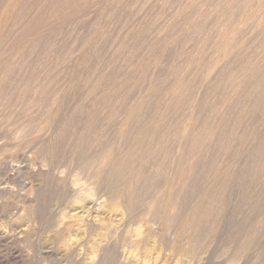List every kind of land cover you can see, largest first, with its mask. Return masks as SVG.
Here are the masks:
<instances>
[{"label": "rangeland", "instance_id": "1", "mask_svg": "<svg viewBox=\"0 0 264 264\" xmlns=\"http://www.w3.org/2000/svg\"><path fill=\"white\" fill-rule=\"evenodd\" d=\"M247 1L105 0L101 3V6L91 7L92 10H90L91 8L88 9V12L84 14L85 18L80 20L81 22L70 24L74 26V29H71L73 28L71 26L69 29V24L68 27L66 26L69 29L67 31L65 26H61L65 34L61 31L62 29H59L60 33L56 29L57 31H55L59 34L56 33L55 35L54 31L52 35L49 31L45 35L43 34L41 39L34 40L27 46L24 44L19 59H22V63L25 62L23 64L20 62L24 65V67L22 66L23 69L28 70L26 72L22 70L23 73L12 76V79L8 82L10 85L2 83L0 87V95L4 94V96L1 95V99H4L2 101L5 102L0 108V181L6 180L8 174L15 171L14 168L11 169V165L17 162L24 164L21 165L23 168L19 175L15 177L16 179L13 180L12 185L17 188L23 180H31L34 183L33 193L35 197L31 205L29 203L30 207L28 203H24L26 208L23 210V215L21 214L18 223L4 222L5 224L1 225L4 235H0V264H264V152H261L262 149L264 150V133H262L264 132V81L262 80V83L260 81L264 79V2H262L264 0ZM229 2L230 4H228ZM238 2L239 4H237ZM250 9H252L251 13H249ZM86 18L89 21H84ZM76 28L82 30L83 35H88L89 38H85L82 33L78 34L79 30ZM244 28L246 30H242ZM259 29H262L263 32ZM61 32L63 33L60 37L62 40L64 38L62 36L65 35L66 38L70 32L77 35L75 44L70 42L72 43L70 50L73 49L74 45L77 50L73 49V55L68 61L66 60L67 63H62L61 67H55L54 64H51L53 58L48 55L50 51L47 48L53 41H61L60 38L58 39ZM66 32H68L67 35ZM106 34H109V36ZM80 35L82 36L80 37ZM115 35H117L116 38ZM124 35L126 36L124 37ZM82 37H84V43L80 47L81 44L78 39ZM101 39L104 45L102 41L100 42ZM226 39L227 41L230 40L232 44L227 43ZM233 43L237 47L240 46L241 49L233 46ZM238 43L243 44V46ZM31 44L34 45L31 46ZM224 44L229 46L226 52L222 51ZM36 46L39 48H36ZM230 48H234V50ZM238 50L239 54L237 53ZM231 57L233 59L228 60ZM103 60L106 61L104 66H102L103 63L100 64L104 62ZM38 61L40 65L37 63ZM224 64L226 67L230 64L232 66L226 68ZM50 65H52L51 69L55 67L52 71L57 70L52 72L49 69ZM95 65L97 68L99 67L98 70ZM100 67L104 70L101 71ZM212 68L214 70H211ZM252 68H254L253 71ZM207 69H210L208 73ZM40 70L43 73L44 70H49L52 77L54 74L55 76L58 73L60 74L53 77L57 78L58 81L53 79L54 81L51 83L54 88L56 84L59 85L61 87H58L60 92H55L58 89L51 88V84L47 86L48 77L46 76L49 71L45 76L41 72L43 78H47L42 79L46 90L44 85L42 87V82L37 83L41 86L35 87V89L41 91L33 90L39 80L37 77ZM63 70L64 72H62ZM93 70L98 74L96 75ZM254 70L258 75L261 73L263 77L253 73ZM212 71L213 73H209ZM219 71L222 74L221 83L215 84L216 86L211 85L210 88L211 82L209 80ZM252 73L255 74V80ZM19 74H22V76ZM33 74H36L37 77ZM90 74L92 78L89 77ZM42 75L39 76L42 77ZM249 75L252 76V79ZM32 76L35 78L33 77V79ZM18 77L22 78L21 81ZM41 77L39 78L41 79ZM209 77L210 79H208ZM96 78L97 82L94 81ZM256 79H260V83L259 81L256 82ZM85 80L88 81L85 82ZM91 80L94 83L92 82L93 85L89 87ZM21 82H24V84ZM63 82H67V84H63ZM185 82H189V84ZM17 83L20 87L17 85L16 89L13 84L16 85ZM240 84H243L244 87L243 85L240 87ZM249 84L253 86L251 87ZM12 86L13 89L18 91L11 92ZM92 86L94 88L100 86L97 89L99 92L95 91L97 95L94 93L96 88L94 89ZM181 86L182 88H180ZM260 86L261 88L263 86L262 90ZM4 87L7 88L4 89ZM84 88L87 89V92L93 88L94 90L91 91L94 95L91 92L86 95ZM184 88L188 90L184 92ZM200 88H202L201 91ZM203 88L206 90L203 91ZM248 88L252 92L248 91ZM7 89H10L7 94H12L6 98ZM150 89L153 90L150 91ZM179 89L181 90L179 91ZM47 90L48 92L52 90V96L55 98L49 97ZM197 90L205 94L200 95ZM36 92L41 95L42 101L37 100L40 95L38 96ZM53 92H55V96ZM108 92L109 95H107ZM44 93H47L48 99L46 98L47 95L44 96ZM231 93L234 94L230 96ZM246 93L248 95H245ZM33 94L38 97H34ZM42 96H44V99ZM149 96H153V98L151 97V99ZM234 96L239 98L237 102ZM246 96L249 99H246ZM29 97L30 99H28ZM244 97L245 99H243ZM34 98L37 103L31 101H35ZM229 98L234 100L231 101ZM148 99L151 104L154 102L153 106L146 103ZM140 102H142V105ZM135 103L137 104L135 105ZM236 103L238 104L236 105ZM76 104L81 105L76 107ZM135 106L140 108L137 107L136 109ZM146 106L150 109L148 110ZM231 106L235 107L232 108ZM74 107L75 109H73ZM242 109L245 110L242 111ZM140 111L144 113H140ZM138 112L140 116L141 114L144 115L141 116L142 119L145 118L140 122V116H137L140 123L137 127H134L133 123L136 118L134 116ZM47 115L49 116L47 117ZM16 116L19 117L18 120H16ZM22 116L23 119H20ZM17 124L20 126L19 133L21 135L18 134L19 139H15V134H13ZM184 127L187 128V131ZM218 128L222 129L219 130ZM216 129L218 130L216 131ZM45 130H48V132H45ZM55 132L57 136L54 135ZM202 132L205 134H201ZM213 132L215 133L213 134ZM223 133L227 136L225 139ZM215 136H218V138H215ZM52 138L54 140L58 139L55 140L56 144H51ZM214 138L219 139L220 142L215 141ZM259 141H263L262 144H259ZM215 143L218 144L212 146ZM52 145L57 146L53 149ZM260 146L263 148L261 149ZM256 147L260 148V152L259 148L258 151L255 150ZM219 148V152H216ZM40 151L44 153L42 154ZM210 151L212 154H210ZM13 158L17 162H13ZM28 159H33L37 163L33 173L27 169ZM255 159L256 161H254ZM194 160L195 162L198 160V167L195 170L191 169ZM262 161L263 163H261ZM133 163H135V166ZM123 168L127 170H124L125 175H119L118 172ZM128 170H131L130 173H126L129 172ZM132 184H134V187H132ZM213 191L215 192L213 193ZM11 192L0 199L1 212L6 213L7 210L9 212L13 205L15 206L17 202L21 204L20 200L23 201L22 195L17 194L19 196L17 198L16 193ZM13 198L16 200L14 201ZM174 202L175 204L179 202L180 208L178 216L173 222V220H170V217H172L170 214ZM9 203L11 204L9 205ZM33 212L35 213L34 219L29 216ZM200 217L202 221H199ZM197 221H199V224L201 222L199 227L197 226L198 232H196L197 230L196 233L183 230L185 227H188V229L194 227Z\"/></svg>", "mask_w": 264, "mask_h": 264}, {"label": "bare ground", "instance_id": "2", "mask_svg": "<svg viewBox=\"0 0 264 264\" xmlns=\"http://www.w3.org/2000/svg\"><path fill=\"white\" fill-rule=\"evenodd\" d=\"M105 0H0V87H1V84L2 83H6V85L7 84H9L8 82H9V80H11L12 79V76H14V75H17L18 76V73H23V71L25 70V72L28 70H26V69H23V67H24V65H22L23 63H25V62H23L22 63V59H19L20 58V54L22 53V48L25 46L24 44H26V46L30 43V42H32V41H34V40H39V39H41L42 38V36H43V34L45 35V33H47V32H49V31H51L50 32V34H52L53 35V33H54V31L57 29L58 30V32L60 33V31H59V29L61 30L62 28H61V26L62 27H68V24H69V29L71 28V27H73V28H71V29H74V26L73 25H70V24H73V23H76V22H78V21H80L81 19H83V18H85V16H84V14L86 13V12H88V9H90L91 7H95V6H101V3H103ZM147 1V0H146ZM150 1V0H149ZM210 1V0H209ZM238 1V0H237ZM247 1V0H246ZM250 1V0H249ZM260 1V0H259ZM118 2V1H117ZM251 2V1H250ZM262 2H264V1H262ZM234 3V2H233ZM246 3V2H245ZM247 3H248V1H247ZM255 3H256V1H255ZM105 4V3H104ZM207 4V3H206ZM228 4H230V2L228 3ZM235 4V3H234ZM237 4H239V2L237 3ZM143 5V4H142ZM202 5V4H201ZM216 5V4H215ZM227 5V4H226ZM246 5V4H245ZM262 5H263V3H262ZM237 6V5H236ZM239 6V5H238ZM248 6H249V4H248ZM104 7V6H103ZM125 7V6H124ZM138 7V6H137ZM228 7V6H227ZM93 8H91L90 10H92ZM142 8V7H141ZM237 8V7H236ZM215 9H216V7H215ZM226 9V8H225ZM224 9V10H225ZM255 9V8H254ZM139 10V9H138ZM233 10V9H232ZM232 10H230V11H232ZM248 10H249V8H248ZM251 10L252 9H250V12L249 13H251ZM261 10V9H260ZM228 11H229V9H228ZM255 11V10H254ZM257 11V10H256ZM197 12V11H196ZM240 12V11H239ZM261 12V11H260ZM139 13H140V11H139ZM222 13H224V12H222ZM210 14V13H209ZM225 14V13H224ZM263 15V14H262ZM82 16H84V17H82ZM117 16V15H116ZM245 16V15H244ZM97 17V16H96ZM93 18V17H92ZM148 18V17H147ZM210 18V17H209ZM233 18V17H232ZM244 18H247V17H244ZM253 18H254V16H253ZM257 18V17H256ZM94 19V18H93ZM113 19V18H112ZM125 19V18H124ZM222 19V18H221ZM127 20V19H126ZM134 20V19H133ZM227 20V19H226ZM238 20V19H237ZM249 20V19H248ZM255 20V19H254ZM257 20V19H256ZM84 21H89V20H87V18H86V20H84ZM106 21V20H105ZM124 22H125V20H123ZM132 21V20H131ZM253 21V20H252ZM81 22V21H80ZM91 22V21H90ZM104 22V21H103ZM102 22V23H103ZM117 22V21H116ZM123 22V23H124ZM222 22V21H221ZM227 22V21H226ZM242 22V21H241ZM246 22H247V20H246ZM250 22V21H249ZM261 22V21H260ZM27 23V24H26ZM114 23V22H113ZM112 23V24H113ZM119 23V22H118ZM251 23V22H250ZM24 24H26V25H24ZM88 24V23H87ZM126 24V23H125ZM153 24V23H152ZM204 24V23H203ZM254 24V23H253ZM256 24V23H255ZM81 25V24H80ZM79 25V26H80ZM91 25V24H90ZM89 25V26H90ZM95 25V24H94ZM100 25V24H99ZM117 25V24H116ZM115 25V26H116ZM174 25V24H173ZM240 25V24H239ZM71 26V27H70ZM120 26V25H119ZM152 26V25H151ZM172 26V25H171ZM241 26V25H240ZM243 26V25H242ZM247 26V25H246ZM252 26V25H251ZM259 26V25H258ZM67 27H66V31L67 30H69V29H67ZM81 27H82V25H81ZM80 27V28H81ZM106 27V26H105ZM126 27V26H125ZM229 27V26H228ZM239 27V26H238ZM257 27V26H256ZM79 28V27H78ZM78 28H76L77 30H79V32H78V34L79 33H82V35H83V32H81L82 30H80V29H78ZM94 28H95V26H94ZM160 28V27H159ZM208 28V27H207ZM82 29V28H81ZM118 29V28H117ZM121 29V28H120ZM126 29V28H125ZM137 29V28H136ZM263 29V28H262ZM262 29L260 30V31H262ZM56 30V31H57ZM77 30H76V32H77ZM87 30H89V29H87ZM162 30V29H161ZM208 30V29H207ZM235 30H237V29H235ZM242 30H246L245 28L244 29H242ZM241 30V31H242ZM248 30V29H247ZM251 30H252V28H251ZM264 30V29H263ZM55 31V35H56V33H58V32H56ZM62 32L64 31L63 29L61 30ZM72 31V30H71ZM99 31V30H98ZM131 31V30H130ZM129 31V32H130ZM172 31V30H171ZM212 31V30H211ZM254 31V30H253ZM61 32V34L59 35V37L58 36H56V37H58V39L61 37V35L64 33H62ZM85 32V31H84ZM87 32V31H86ZM120 33H121V31H119ZM127 32V31H126ZM161 32V31H160ZM263 32V31H262ZM58 33V34H59ZM67 33L68 32H66V35H67ZM109 33V32H108ZM118 33V32H117ZM119 33V34H120ZM123 33V32H122ZM138 33V32H137ZM164 33V32H163ZM173 33V32H172ZM242 33V32H241ZM261 33V32H260ZM65 34V33H64ZM69 34V36L67 35L66 36V38H65V35L64 36H62V37H64L63 38V40H62V38H60V40L61 41H58V42H56V40L55 41H53L52 43H50L49 44V46H48V50L50 51V54L48 53V55H51V57L53 58L52 59V62H51V64L53 65L54 64V66L55 67H61V64L63 63H65L66 62V60L68 61L70 58H71V56L73 55V53L72 52H74L73 51V49H75V50H77L74 46H73V49L72 50H70V48H72V47H70V46H72L71 44L72 43H70V42H73L74 44H75V40H76V37H77V35H75V33L73 34V33H68ZM77 34V33H76ZM94 34V33H93ZM158 34V33H157ZM212 34V33H211ZM231 34V33H230ZM254 34H255V32H254ZM253 34V35H254ZM257 34V33H256ZM54 35V36H55ZM82 35H80V37L82 36ZM103 35V34H102ZM101 35V36H102ZM107 35V34H106ZM127 35V34H126ZM126 35H124V37L126 36ZM252 35V36H253ZM259 35V34H258ZM263 35V34H262ZM85 38L86 37H88V35L87 36H85V35H83ZM107 36H109V34L107 35ZM111 36V35H110ZM230 36V35H229ZM264 36V35H263ZM84 37H82V38H80V39H78V40H80V41H78L80 44V47L83 45V43H84ZM92 37V36H91ZM103 37V36H102ZM117 37V35H115V38ZM118 37H120L119 35H118ZM144 37V36H143ZM196 37V36H195ZM210 37V36H209ZM244 37V36H243ZM246 37V36H245ZM250 37H251V35H250ZM46 38V37H45ZM45 38H44V40H45ZM55 38V37H54ZM89 38V37H88ZM106 38V37H105ZM108 38V37H107ZM113 38V37H112ZM253 38V37H252ZM255 38H256V36H255ZM254 38V39H255ZM47 39V38H46ZM56 39V38H55ZM104 39V38H103ZM110 39V38H109ZM114 39V38H113ZM118 39H120V38H118ZM122 39V38H121ZM125 39V38H124ZM134 39H136V38H134ZM167 39V38H166ZM220 39V38H219ZM236 39V38H235ZM234 39V40H235ZM43 40V41H44ZM48 40V39H47ZM86 40V39H85ZM111 40V39H110ZM126 40V39H125ZM158 40V39H157ZM165 40V39H164ZM177 40V39H176ZM224 41H225V39H223ZM230 40H232V38H230ZM230 40H228L227 41V39H226V41H227V43L229 42H231ZM246 40V39H245ZM89 41V40H88ZM96 41H97V39H96ZM102 41V39L100 40V42ZM113 41V40H112ZM111 41V42H112ZM204 41V40H203ZM220 41V40H219ZM38 42V41H37ZM77 42V43H78ZM90 42V41H89ZM99 42V43H100ZM103 42V41H102ZM137 42H139V41H137ZM167 42V41H166ZM191 42V41H190ZM238 42H240V41H238ZM242 42V41H241ZM240 42V43H241ZM261 42H263V41H261ZM45 43V42H44ZM49 43V42H48ZM226 43V42H225ZM240 43H238V44H240ZM245 43V42H244ZM97 44V43H96ZM107 44V43H106ZM112 44V43H111ZM137 44V43H136ZM171 44V43H170ZM182 44V43H181ZM209 44V43H208ZM213 44V43H212ZM230 44H232V43H230ZM34 45V44H33ZM32 44H31V46H33ZM48 45V44H47ZM101 45V44H100ZM103 45H104V42H103ZM121 45V44H120ZM169 45V44H168ZM240 45H242L243 46V44H240ZM41 46V45H40ZM44 46V45H43ZM102 46V45H101ZM233 46H236L234 43H233ZM246 46V45H245ZM256 46V45H255ZM45 47V46H44ZM47 47V46H46ZM164 47V46H163ZM229 46H228V44H224V48H223V52H226L229 48H228ZM237 47V46H236ZM235 47V49H237L238 47L241 49V47L240 46H238L237 48ZM32 48V47H31ZM36 48H39V47H37L36 46ZM198 48V47H197ZM238 48V49H239ZM27 49V48H26ZM34 49H35V46H34ZM34 49H31V50H34ZM203 49V48H202ZM218 49V48H217ZM231 50L233 49L234 50V48H230ZM30 49L28 48V51H29ZM41 50H42V46H41ZM47 50V51H48ZM106 50V49H105ZM111 50V49H110ZM109 50V51H110ZM219 50H220V48H219ZM230 50V51H231ZM108 51V50H107ZM117 51V50H116ZM221 51V52H222ZM241 51V50H240ZM261 51V50H260ZM32 52V51H31ZM106 52V51H105ZM191 52V51H190ZM249 52V51H248ZM24 53V52H23ZM33 53V52H32ZM32 53H30V54H32ZM38 53V52H37ZM76 53V52H75ZM75 53H74V55H75ZM114 53V52H113ZM216 53V52H215ZM230 53V52H229ZM238 54H239V50H238V52H237ZM243 53V52H242ZM33 54H35V53H33ZM80 54V53H79ZM79 54H78V56H79ZM102 54V53H101ZM107 54V53H106ZM112 54V53H111ZM134 54H136V53H134ZM204 54H206V53H204ZM217 54V53H216ZM237 54V55H238ZM37 55V54H36ZM77 55V54H76ZM193 55V54H192ZM191 55V56H192ZM231 55V54H230ZM77 56V57H78ZM135 56V55H134ZM182 56V55H181ZM25 57H26V54H25ZM111 57V56H110ZM215 57V56H214ZM213 57V58H214ZM223 57V56H222ZM258 57V56H257ZM76 58V57H75ZM161 58V57H160ZM223 58H225V57H223ZM247 58V57H246ZM95 59V58H94ZM175 59V58H174ZM233 58L231 57V59H229L228 58V60H232ZM240 59V58H239ZM50 60H51V58H50ZM77 60V59H76ZM169 60V59H168ZM178 60V59H177ZM25 61V60H24ZM98 61H100V60H98ZM104 61V60H103ZM174 61V60H173ZM184 61V60H183ZM219 61V60H218ZM223 62H224V60H222ZM221 61V62H222ZM22 64H21V63ZM30 62H34V61H30ZM142 62V61H141ZM150 62V61H149ZM171 62V61H170ZM220 62V61H219ZM234 62H235V60H234ZM257 62V61H256ZM37 63H39V65H40V62L38 61ZM48 63H50V62H48ZM47 63V64H48ZM67 63V62H66ZM98 63V62H97ZM103 63V64H102ZM104 63H105V65H106V61H104V62H101L100 64H102V66H104ZM181 63V62H180ZM208 63H209V61H208ZM225 63V62H224ZM262 63V62H261ZM29 64V63H28ZM43 63L41 62V65H42ZM73 64V63H72ZM78 64V63H77ZM99 63H98V65H100ZM186 64V63H185ZM225 64H227V63H225ZM225 64H224V66H225ZM233 64V63H232ZM27 65V64H26ZM25 65V66H26ZM34 65V64H33ZM39 65H38V67H39ZM52 65H50V68L49 69H51V67H52ZM177 65V64H176ZM212 65H214V64H212ZM223 65V64H222ZM231 65V64H230ZM229 65V66H230ZM241 65H244V64H241ZM23 66V67H22ZM47 66V65H46ZM65 66V65H64ZM101 66V65H100ZM101 66V67H102ZM171 66V65H170ZM215 66V65H214ZM223 66V67H224ZM228 65H227V67H229ZM232 66V65H231ZM245 66V65H244ZM249 66V65H248ZM29 67H30V65H29ZM44 67V66H43ZM55 67H53V68H55ZM66 67V66H65ZM95 67H96V65H95ZM94 67V68H95ZM100 67V68H101ZM150 67V66H149ZM183 67V66H182ZM185 67V66H184ZM183 67V68H184ZM211 67V66H210ZM226 67V66H225ZM226 67V68H227ZM27 68V67H26ZM33 67H32V65H31V69H32ZM34 68H37V67H34ZM52 68V69H53ZM64 68V67H63ZM62 68V69H63ZM68 68V67H67ZM97 68V67H96ZM95 68V69H96ZM99 68V67H98ZM98 68H97V70H98ZM143 68V67H142ZM152 68H153V66H152ZM162 68V67H161ZM225 68V69H226ZM231 68V67H230ZM233 68V67H232ZM236 68V67H235ZM251 68V67H250ZM30 69V68H29ZM52 69H51V71H52ZM61 69V68H60ZM94 69V70H95ZM102 69V70H101ZM101 69H99V70H101V71H103L104 69L103 68H101ZM224 69V70H225ZM241 69H243V68H241ZM248 69V68H247ZM253 69L254 68H252V71H253ZM263 69H264V67H263ZM23 70V71H22ZM41 70H42V67H41ZM40 70V74H38V77L37 76H35L36 74H33L35 77H37L39 80H41L40 82H38L37 80V82H36V84L37 83H41L42 82V87H43V82L44 81H42V79L44 80L46 77H48V80L46 81V84H47V86L48 85H50L54 80L53 79H55V78H53V77H56L58 74H56V76H55V74H54V76L52 77V74H51V72L49 71V70H44V73H43V71H41ZM55 71L57 70V69H54ZM53 70V71H54ZM76 70V69H75ZM81 70V69H80ZM79 70V71H80ZM86 70V69H85ZM93 70V72L95 73V71ZM153 70H154V68H153ZM175 70V69H174ZM208 70L210 71V69H207V73H208ZM211 70H214L213 68L211 69ZM228 70V69H227ZM250 70V69H249ZM22 71V72H21ZM48 71H49V74H47L48 73ZM52 71V72H53ZM60 71V70H59ZM66 71V70H65ZM148 71H149V69H148ZM161 71V70H160ZM170 71V70H169ZM221 71V70H220ZM217 72L216 74H214V76L212 77V76H210V77H212V79H210V77L208 78V79H210L209 81L211 82H208V83H210V88H211V85L213 86V85H215V84H219V83H221V81H220V78L222 77V74H221V72ZM229 71V70H228ZM237 71V70H236ZM251 71V72H252ZM255 72H253V73H256V70H254ZM41 72L43 73V75L45 76L46 74H47V76L45 77V78H43L44 76L41 74ZM61 72V71H60ZM62 72H64V70L62 71ZM68 72V71H67ZM70 72V71H69ZM68 72V73H69ZM145 72V71H144ZM226 72V71H225ZM231 72V71H230ZM16 73V74H15ZM39 73V72H38ZM55 73V72H54ZM57 73V72H56ZM94 73H92V75H94ZM101 72L99 71V74H100ZM150 73V72H149ZM155 73V72H154ZM154 73H152V75H154ZM179 73V72H178ZM209 73H213V71L212 72H209ZM252 73V74H253ZM88 74V73H87ZM96 75L98 74V73H95ZM139 74V73H138ZM181 74H182V72H181ZM232 74H234L235 75V73H233L232 72ZM237 74H238V72H237ZM241 74H243V73H241ZM250 74V73H249ZM263 74H264V72H263ZM20 75V74H19ZM29 75V74H28ZM39 75H42V77L41 76H39ZM60 75V74H59ZM76 75V74H75ZM80 75V74H79ZM91 75V74H90ZM92 75L91 76H89V77H91L92 78ZM151 75V76H152ZM176 75V74H175ZM180 75V74H179ZM206 75H209V74H206ZM206 75H204V76H206ZM210 75H212V74H210ZM254 75L255 74H253V77H254ZM256 75L257 76H259V75H262L261 73L258 75L257 73H256ZM20 76H22V74L20 75ZM34 76H32V78L34 77ZM99 76V75H98ZM98 76H96L97 78H99ZM155 76H157V75H155ZM154 76V77H155ZM244 76V75H243ZM250 76V78L252 79V76L251 75H249ZM248 76V77H249ZM256 76V77H257ZM34 77V78H35ZM39 77H41V79L39 78ZM86 77V76H85ZM84 77V78H85ZM89 77H86V78H89ZM101 77V76H100ZM153 77V76H152ZM208 77V76H207ZM230 77H231V75H230ZM232 77H234V76H232ZM236 77V76H235ZM234 77V78H235ZM261 77V76H260ZM262 77H263V75H262ZM33 78V79H34ZM66 78V77H65ZM81 78V77H80ZM97 78H96V80H94L95 82H97L98 80H97ZM189 78V77H188ZM250 78H248L249 80H250ZM258 78V77H257ZM14 79H15V77H14ZM18 79H20L19 77H18ZM17 79V80H18ZM22 79V78H21ZM21 79H20V81H21ZM24 79H25V77H24ZM28 79H29V76H28ZM47 79V78H46ZM57 79V78H56ZM55 79V80H56ZM72 79V78H71ZM77 79V78H76ZM93 79H95V78H93ZM145 79V78H144ZM151 79V78H150ZM183 79H185L184 77H183ZM254 80H255V77L253 78ZM16 80V81H17ZM68 80V79H67ZM81 80V79H80ZM84 80V79H83ZM100 80V79H99ZM152 80V79H151ZM222 80V79H221ZM257 81L256 82H258L259 80L258 79H256ZM264 81V79H261L260 81H261V83ZM14 81V80H13ZM12 81V82H13ZM16 81H15V83H16ZM24 81V80H23ZM30 81V80H29ZM57 81H58V79H57ZM56 81V82H57ZM64 81V80H63ZM88 80H85V82H87ZM90 81V80H89ZM104 81V80H103ZM136 81V80H135ZM160 81V80H159ZM176 81H177V79H176ZM202 81V80H201ZM219 81V82H218ZM223 81V80H222ZM242 81V80H241ZM240 81V82H241ZM260 81H259V83H260ZM34 82V81H33ZM70 82V81H69ZM82 82V81H81ZM92 82H93V80H91V84L89 85V87L91 86V85H93L92 84ZM149 82V81H148ZM192 82V81H191ZM225 82V81H224ZM11 83V82H10ZM22 83V82H21ZM20 83V84H21ZM30 83H31V81H30ZM35 83V82H34ZM59 83V82H58ZM61 83V82H60ZM65 82H63V84H64ZM83 83V82H82ZM94 83V82H93ZM136 83V82H135ZM159 83H161V82H159ZM186 83V82H185ZM192 83H194V82H192ZM223 83V82H222ZM226 83V82H225ZM264 83V82H263ZM19 83H17L16 85H14L13 84V86L15 87L16 86V89H17V85H18ZM22 84H24V82L22 83ZM65 84H67V82L65 83ZM143 84V83H142ZM145 84V83H144ZM173 84V83H172ZM178 84V83H177ZM186 84H189V82L188 83H186ZM227 84V83H226ZM225 84V85H226ZM10 85V84H9ZM8 85V86H9ZM12 85V84H11ZM27 85H29V84H27ZM32 85V84H31ZM38 85L39 86H41L40 84H37L36 86H34L33 87V90H37V89H35V87L37 88L38 87ZM54 85H55V82H54ZM79 85H80V83H79ZM168 85V84H167ZM199 85V84H198ZM241 85H243V84H240V87H241ZM244 85H245V83H244ZM244 85H243V87H244ZM247 85V84H246ZM250 85V84H249ZM248 85V86H249ZM260 85V84H259ZM264 85V84H263ZM12 86V90H10V89H7V91L8 90H10L11 92L12 91H14V90H16V89H13L14 87ZM19 86V85H18ZM67 86V85H66ZM86 86H88L87 84H86ZM95 86V85H94ZM94 86H92L93 88H94ZM105 86V85H104ZM155 86V85H154ZM166 86V85H165ZM173 86H175V85H173ZM188 86V85H187ZM216 86V85H215ZM214 86V87H215ZM234 86V85H233ZM237 86V85H236ZM251 86V85H250ZM249 86V87H250ZM253 86V85H252ZM251 86V87H252ZM9 87H11V86H9ZM20 87V86H19ZM25 87H26V85H25ZM29 87V86H28ZM50 87V86H49ZM53 87V85L51 84V88ZM58 87H59V85L57 86V84L55 85V88L54 89H58ZM76 87V86H75ZM74 87V88H75ZM100 87V86H99ZM99 87H95L94 89L93 88H91L90 90H89V92H91L92 93V91L94 90V93H95V91H98L97 89H99ZM200 87V86H199ZM198 87V88H199ZM207 87V86H206ZM205 87V88H206ZM218 87V86H217ZM228 87H229V85H228ZM231 87V86H230ZM245 87H247V86H245ZM250 87V88H251ZM5 88H7V87H4V89ZM30 88V87H29ZM41 88V87H40ZM44 88H45V90H46V86L44 85ZM50 88V89H51ZM59 88H61V87H59ZM73 88V87H72ZM150 88V87H149ZM156 88V87H155ZM180 88H182V86L180 87ZM186 88V87H185ZM184 88V92L186 91V90H188V89H185ZM250 88H248V91L250 90L251 91V89ZM257 88V87H256ZM260 88H261V86H260ZM20 89V88H19ZM31 89V88H30ZM39 89V88H38ZM42 89V88H41ZM48 89V88H47ZM85 89V88H84ZM93 89V90H92ZM130 89V88H129ZM176 89V88H175ZM197 89V88H196ZM201 89L202 88H200V91H201ZM263 89V86H262V88H261V90ZM45 90H44V92H45ZM61 90V89H60ZM66 90V89H65ZM77 90V89H76ZM86 91H84L85 93H86V95H87V93H88V95H89V92H87V89H85ZM92 90V91H91ZM151 90H153V89H150V91ZM181 89H179V91H180ZM204 90H206V89H204L203 88V91ZM221 90V89H220ZM224 90H225V88H224ZM227 90H228V88H227ZM226 90V91H227ZM241 90H242V88H241ZM247 90V89H246ZM16 91H18V90H16ZM24 91V90H23ZM26 91V90H25ZM31 92H32V90H30ZM30 91L28 92L29 94H30ZM38 91H41L40 89L39 90H37V92ZM43 91V90H42ZM60 92L59 91V89L58 90H56L55 92ZM82 91V92H83ZM128 91V90H127ZM131 91V90H130ZM158 91V90H157ZM166 91V90H165ZM175 91V90H174ZM194 91V90H193ZM198 91V90H197ZM200 91H198L199 93H200ZM211 91V90H210ZM225 91V92H226ZM243 91V90H242ZM245 91V90H244ZM5 92V91H4ZM34 92V91H33ZM36 92V94H38V96L40 95L39 93H37ZM52 90H50L49 92H48V90H47V93H48V95H49V97L50 96H52ZM55 92H53V94L55 93ZM64 92V91H63ZM99 92V91H98ZM153 92H155V91H153ZM170 92V91H169ZM183 92V91H182ZM190 92H192V91H190ZM195 92V91H194ZM197 92V95L199 94ZM235 92V91H234ZM252 92V91H251ZM1 93V92H0ZM7 93H9V91L8 92H6V98H7V96H10L11 94H7ZM16 93V92H15ZM18 93V92H17ZM41 93V92H40ZM47 93H44V96L45 95H47ZM51 95H50V94ZM91 93H90V95H91ZM94 93H92L93 95H94ZM111 93V92H110ZM151 93V92H150ZM212 93V92H211ZM216 93V92H215ZM219 93V92H218ZM227 93H228V91H227ZM243 93V92H242ZM241 93V94H242ZM3 94V93H2ZM1 94V95H2ZM13 94H14V92H13ZM28 94V95H29ZM42 94V93H41ZM57 94V93H56ZM64 94V93H63ZM83 94V93H82ZM96 94V93H95ZM107 94V93H106ZM130 94V93H129ZM135 94V93H134ZM142 94V93H141ZM154 94V93H153ZM156 94V93H155ZM166 94V93H165ZM185 94V93H184ZM201 94H205V93H200V95ZM207 94H209V93H207ZM232 94H234V93H231V95L230 96H232ZM236 94V93H235ZM238 94H239V92H238ZM237 94V95H238ZM257 94H259V93H257ZM1 95H0V108H1V106H3V104L5 103V102H3L2 100H4V99H1ZM22 95V94H21ZM31 95H32V93H31ZM34 95V94H33ZM48 95L46 96V98L48 97ZM58 95V94H57ZM57 95H56V97H57ZM86 95H84L85 97H88V96H86ZM97 95V94H96ZM107 95H109V92H108V94ZM111 95V94H110ZM113 95V94H112ZM125 95V94H124ZM180 95V94H179ZM186 95H187V93H186ZM193 95V94H192ZM199 95V96H200ZM227 95V94H226ZM236 95V96H237ZM245 95H248L247 93L245 94ZM251 95V94H250ZM260 95V94H259ZM258 95V96H259ZM3 96H4V94H3ZM13 96V95H12ZM14 96H15V94H14ZM19 96V95H18ZM30 96V95H29ZM38 96H36V95H34V97H38ZM44 96H42V98L44 97ZM54 96H55V94H54ZM73 96V95H72ZM75 96V95H74ZM106 96V95H105ZM203 96V95H202ZM225 96V95H224ZM236 96H234L235 98H236ZM244 96V95H243ZM257 96V97H258ZM21 97V96H20ZM63 97V96H62ZM76 97V96H75ZM91 97V96H90ZM107 97V96H106ZM110 97V96H109ZM150 97V96H149ZM152 98H153V96H151ZM150 97V98H151ZM196 97H198V96H196ZM195 97V98H196ZM219 97V96H218ZM227 97V96H226ZM225 97V98H226ZM229 97V96H228ZM233 97V98H234ZM239 97V96H238ZM263 97V96H262ZM4 98V97H3ZM5 98V99H6ZM12 98V97H11ZM13 98H15V97H13ZM18 98V97H17ZM31 98H33V97H31ZM40 98V99H39ZM39 98L37 99V100H41V95L39 96ZM52 98H55V97H53L52 96ZM127 98V97H126ZM151 98V99H152ZM176 98V97H175ZM181 98H182V96H181ZM208 98V97H207ZM241 98H242V96H241ZM26 99V98H25ZM28 99H30V97L28 98ZM35 99V98H34ZM44 99V98H43ZM48 99V98H47ZM67 99V98H66ZM142 99H144V98H142ZM171 99V98H170ZM228 99V98H227ZM230 99V98H229ZM237 99H239V98H236L235 100H236V102H237ZM243 99H245V97L243 98ZM246 99H249V98H247V96H246ZM259 99H260V97H259ZM9 100H10V98H9ZM46 100V99H45ZM53 100H55V99H53ZM83 100H85L84 98H83ZM95 100V99H94ZM137 100H139V99H137ZM181 100V99H180ZM197 100V99H196ZM198 100H199V98H198ZM203 100V99H202ZM206 100V99H205ZM231 101L232 100H234V99H230ZM229 100V101H230ZM261 100H262V98H261ZM11 101H12V99H11ZM31 101H33V103L35 102V103H37V101H36V99H35V101L34 100H31ZM30 100H29V102H31ZM42 101V100H41ZM49 101H51V100H49ZM58 101H59V99H58ZM74 101V100H73ZM118 101V100H117ZM145 101V100H144ZM153 101V100H152ZM162 101V100H161ZM187 101H188V99H187ZM218 101H220V100H218ZM253 101V100H252ZM28 102V101H27ZM26 102V103H27ZM80 102V101H79ZM82 102V101H81ZM80 102V103H81ZM86 102V101H85ZM121 102V101H120ZM138 102V101H137ZM146 102V101H145ZM177 102V101H176ZM180 102V101H179ZM196 102V101H195ZM199 102V101H198ZM211 102V101H210ZM209 102V103H210ZM7 103V102H6ZM10 103H12V102H10ZM22 103V102H21ZM25 103V104H26ZM39 103V102H38ZM51 103V102H50ZM56 103V102H55ZM89 103V102H88ZM130 103V102H129ZM139 103V102H138ZM141 103V105H142V102H140ZM146 103H149V104H151V101L149 102V99H148V102H146ZM155 103H156V101H155ZM160 103V102H159ZM188 103H190L189 101H188ZM229 103V102H228ZM233 103H235L234 101H233ZM243 103V102H242ZM248 103V102H247ZM261 103V102H260ZM9 104V103H8ZM30 104V103H29ZM45 104V103H44ZM52 104V103H51ZM60 104V103H59ZM70 104V103H69ZM78 104V103H77ZM76 104V105H77ZM87 104V103H86ZM137 103H135V105H136ZM152 104H154V102H152ZM151 104V105H152ZM157 104H158V102H157ZM165 104V103H164ZM202 104V103H201ZM215 104H216V102H215ZM238 103H236V105H237ZM249 104V103H248ZM253 104V103H252ZM264 104V103H263ZM32 105V104H31ZM34 105V104H33ZM54 105V104H53ZM56 105H57V103H56ZM61 105V104H60ZM64 105V104H63ZM74 105V104H73ZM81 105V104H80ZM80 105H77L76 107H78V106H80ZM103 105V104H102ZM139 105V104H138ZM141 105H139L140 107H141ZM184 105V104H183ZM198 105V104H197ZM242 105V104H241ZM36 106V105H35ZM70 106V105H69ZM88 106V105H87ZM94 106V105H93ZM118 106V105H117ZM139 106H137L138 108H140ZM150 106V105H149ZM153 106V105H152ZM165 106V105H164ZM163 106V107H164ZM188 106V105H187ZM192 106V105H191ZM204 106V105H203ZM253 106V105H252ZM32 107V106H31ZM31 107H29V108H31ZM38 107H40V106H38ZM50 107V106H49ZM73 107V106H72ZM136 107V106H135ZM137 107H136V109H137ZM147 107V106H146ZM151 107V106H150ZM189 107V106H188ZM201 107V106H200ZM232 108H234L233 106H231ZM243 107H245V106H243ZM242 107V108H243ZM247 107V106H246ZM33 108V107H32ZM58 108V107H57ZM56 108V109H57ZM85 108V107H84ZM98 108V107H97ZM117 108V107H116ZM119 108H121V107H119ZM134 108V107H133ZM143 108H145L144 106H143ZM148 108V110L150 109L149 107H147ZM154 108H155V106H154ZM186 108V107H185ZM190 108V107H189ZM248 108V107H247ZM250 108V107H249ZM40 109V108H39ZM69 109V108H68ZM70 109H72V108H70ZM73 109H75V107L73 108ZM79 109V108H78ZM77 109V110H78ZM128 109V108H127ZM135 109V110H136ZM153 109V108H152ZM194 109V108H193ZM203 109V108H202ZM206 109V108H205ZM240 109V108H239ZM37 110V109H36ZM41 110V109H40ZM47 110V109H46ZM51 110V109H50ZM61 110V109H60ZM92 110V109H91ZM95 110V109H94ZM133 110V109H132ZM141 110V109H140ZM175 110V109H174ZM195 110H196V108H195ZM204 110V109H203ZM225 110V109H224ZM236 110V109H235ZM243 110H245V109H242V111ZM6 111V110H5ZM33 111V110H32ZM55 111V110H54ZM68 111V110H67ZM72 111V110H71ZM79 111V110H78ZM144 111L146 112V110L144 109ZM155 111V110H154ZM153 111V112H154ZM200 111V110H199ZM207 111V110H206ZM22 112V110L20 111V113ZM37 112V111H36ZM44 112V111H43ZM52 112V111H51ZM72 112H74V111H72ZM76 112V111H75ZM80 112V111H79ZM83 112H84V110H83ZM82 112V113H83ZM133 112H135L134 110H133ZM209 112V111H208ZM235 112V111H234ZM239 112H240V110H239ZM255 112V111H254ZM29 113V112H28ZM27 113V114H28ZM31 113V112H30ZM38 113V112H37ZM45 113V112H44ZM44 113H42V114H44ZM47 113H48V110H47ZM46 113V114H47ZM64 113V112H63ZM81 113V112H80ZM86 113V112H85ZM140 113H144V112H142V111H140ZM156 113V112H155ZM181 113V112H180ZM202 114L204 113V112H201ZM206 113V112H205ZM228 113V112H227ZM243 113V112H242ZM250 113V112H249ZM8 115H9V113H7ZM33 114V113H32ZM71 114V113H70ZM79 114V113H78ZM77 114V115H78ZM135 114V113H134ZM133 114V115H134ZM200 114V113H199ZM222 114V113H221ZM231 115H232V112L230 113ZM240 114H241V112H240ZM247 114V113H246ZM253 114V113H252ZM12 115H14V114H12ZM31 115V114H30ZM34 115V114H33ZM49 115H50V113H49ZM49 115H47V117L49 116ZM81 115V114H80ZM80 115H79V117H80ZM130 115H131V113H130ZM133 115H132V117H133ZM162 115V114H161ZM183 115V114H182ZM236 115V114H235ZM11 116V115H10ZM9 116V117H10ZM15 116V115H14ZM40 116V115H39ZM73 116V115H72ZM76 116V115H75ZM140 116V114H139V112H138V114L137 115H135L134 117H136L135 118V120H134V127H137L138 126V124L141 122L140 120H143L142 119V117L144 116H142V114H141V116H140V118H139V121H138V117ZM166 116H167V114H166ZM192 116V115H191ZM226 116H228V115H226ZM230 116V115H229ZM243 116V115H242ZM247 117L249 116V115H246ZM263 116V115H262ZM4 117V116H3ZM71 117V116H70ZM82 117V116H81ZM85 117V116H84ZM101 117V116H100ZM161 117V116H160ZM170 117V116H169ZM238 117V116H237ZM252 117H253V115H252ZM251 117V118H252ZM264 117V116H263ZM13 118V117H12ZM15 118V117H14ZM16 118H17V116H16ZM19 118V117H18ZM18 118L16 119V120H18ZM25 118V117H24ZM51 118V117H50ZM53 118L55 119V117L53 116ZM72 118V117H71ZM74 118V117H73ZM83 118V117H82ZM108 118V117H107ZM130 118V117H129ZM175 118V117H174ZM182 118H183V116H182ZM192 118V117H191ZM235 118V117H234ZM240 118V117H239ZM259 118V117H258ZM20 119H23V116L20 118ZM27 119V118H26ZM37 119V118H36ZM103 119V118H102ZM134 119V118H133ZM166 119V118H165ZM170 119V118H169ZM215 119V118H214ZM226 119V118H225ZM243 119H244V116H243ZM254 119V118H253ZM41 120H43V119H41ZM57 120V119H56ZM86 120V119H85ZM93 120V119H92ZM148 120V119H147ZM209 120V119H208ZM216 120V119H215ZM224 120V119H223ZM235 120V119H234ZM237 120V119H236ZM242 120V119H241ZM264 120V119H263ZM22 121V120H21ZM38 122H40L39 120H37ZM37 121H36V123H37ZM47 121V120H46ZM45 121V122H46ZM78 121V120H77ZM133 121V120H132ZM225 121V120H224ZM244 121V120H243ZM43 122V121H42ZM94 122V121H93ZM121 122V121H120ZM149 122V121H148ZM151 122V121H150ZM240 122H242V121H240ZM35 123V122H34ZM50 123V122H49ZM49 123H48V125H49ZM54 123V122H53ZM52 123V124H53ZM55 123H56V121H55ZM145 123V122H144ZM160 123V122H159ZM169 123H170V121H169ZM228 123V122H227ZM226 123V124H227ZM232 123H233V121H232ZM24 124V123H23ZM47 124V123H46ZM45 124V125H46ZM58 124V123H57ZM86 124V123H85ZM104 124V123H103ZM122 124V123H121ZM2 125V124H1ZM4 125V124H3ZM2 125V126H3ZM15 125H16V123H15ZM42 125H43V123H42ZM54 125V124H53ZM149 125V124H148ZM193 125V124H192ZM208 125V124H207ZM14 126V125H13ZM26 126V125H25ZM50 126V125H49ZM60 126V125H59ZM107 126V125H106ZM151 126V125H150ZM187 126V125H186ZM204 126V125H203ZM202 126V127H203ZM217 126H219L218 124H217ZM216 126V127H217ZM36 127V126H35ZM44 127V126H43ZM47 127V126H46ZM99 127V126H98ZM127 127V126H126ZM125 127V128H126ZM148 127V126H147ZM162 127V126H161ZM188 127H189V125H188ZM193 127H195V125H193ZM209 127V126H208ZM22 128V127H21ZM42 128V127H41ZM57 128H58V126H57ZM56 128V129H57ZM60 128V127H59ZM150 128V127H149ZM198 128V127H197ZM196 128V129H197ZM207 128V127H206ZM206 128H204V129H206ZM227 128V127H226ZM232 128V127H231ZM46 129V128H45ZM50 129V128H49ZM56 129H54L55 131H56ZM82 129V128H81ZM141 129V128H140ZM145 129V128H144ZM151 129V128H150ZM165 129V128H164ZM184 129H185V131H187L186 129L187 128H185L184 127ZM189 129V128H188ZM195 129V130H196ZM213 129V128H212ZM219 129V128H218ZM218 129H216V131L218 130ZM220 129H222V128H220ZM219 129V130H220ZM258 129V128H257ZM22 130V129H21ZM33 130V129H32ZM43 130V129H42ZM98 130V129H97ZM100 130V129H99ZM134 130H135V128H134ZM133 130V131H134ZM138 130V129H137ZM192 131H193V129H191ZM198 130V129H197ZM200 130H202V129H200ZM207 130V129H206ZM209 130V129H208ZM19 131H20V126H19V124H17V126H16V128H15V131H14V133L13 134H15V139H17L18 138V136L19 135H21L20 133H19ZM48 132V130H45V132ZM58 131V130H57ZM83 131H85V130H83ZM110 131V130H109ZM121 131V130H120ZM142 131V130H141ZM140 131V132H141ZM189 131H190V129H189ZM191 131V132H192ZM203 131V130H202ZM215 131V132H216ZM24 132V131H23ZM36 132H37V130H36ZM40 132H42V131H40ZM44 132V131H43ZM118 132V131H117ZM153 132V131H152ZM156 132V131H155ZM180 132V131H179ZM199 132V131H198ZM206 132V131H205ZM210 132V131H209ZM208 132V133H209ZM215 132H213V134L215 133ZM226 132V131H225ZM35 133V132H34ZM38 133H39V131H38ZM51 133H52V131H51ZM80 133V132H79ZM204 132H202L201 134H203ZM237 133V132H236ZM262 133H264V132H262ZM19 134V135H18ZM85 134V133H84ZM89 134V133H88ZM177 134V133H176ZM194 134V133H193ZM205 134V133H204ZM238 134V133H237ZM241 134V133H240ZM53 135V134H52ZM54 135H56L57 136V133L55 132L54 133ZM65 135V134H64ZM82 135V134H81ZM111 135V134H110ZM196 135V134H195ZM198 135V134H197ZM212 135V134H211ZM223 135H224V139L227 137L224 133H223ZM42 136H44V135H42ZM47 136H48V133H47ZM51 136V135H50ZM115 136V135H114ZM184 136V135H183ZM193 136V135H192ZM202 136V135H201ZM214 136V135H213ZM244 136V135H243ZM21 137V136H20ZM45 137V136H44ZM53 137V136H52ZM140 137V136H139ZM160 137V136H159ZM212 137V136H211ZM210 137V138H211ZM42 138V137H41ZM55 138H57V137H55ZM59 138H63V137H59ZM65 138V137H64ZM165 138V137H164ZM181 138V137H180ZM215 138H218V136L216 137L215 136ZM214 138V139H215ZM233 138V137H232ZM246 138V137H245ZM12 139H13V137H12ZM19 139V138H18ZM43 139V138H42ZM77 139V138H76ZM152 139V138H151ZM199 139H200V137H199ZM202 139V138H201ZM204 139V138H203ZM231 139V138H230ZM239 139V138H238ZM243 139V138H242ZM52 140V142H51V144H56L55 143V140H58V139H51ZM123 140V139H122ZM143 140V139H142ZM185 140V139H184ZM195 140H196V138H195ZM207 140H208V137H207ZM210 140V139H209ZM219 141V139H215V141ZM245 140V139H244ZM17 141V140H16ZM39 141V140H38ZM80 141V140H79ZM95 141V140H94ZM145 141V140H144ZM155 141V140H154ZM159 141H160V139H159ZM194 141V140H193ZM197 141H198V139H197ZM213 141V140H212ZM221 141H222V139H221ZM226 141H228L227 139H226ZM226 141H225V143H226ZM246 141V140H245ZM49 142V141H48ZM49 142V143H50ZM57 142V141H56ZM122 142V141H121ZM140 142V141H139ZM141 142H143V141H141ZM152 142H153V140H152ZM157 142V141H156ZM181 142V141H180ZM220 142V141H219ZM256 142V141H255ZM263 142V141H262ZM262 142H260L259 141V144L261 143L262 144ZM124 143V142H123ZM155 143V142H154ZM187 143V142H186ZM206 143H208V142H206ZM211 143V142H210ZM222 143H223V141H222ZM222 143H220V144H222ZM238 143V142H237ZM250 143V142H249ZM264 143V142H263ZM30 144V143H29ZM102 144V143H101ZM108 144V143H107ZM138 144V143H137ZM147 144V143H146ZM145 144V145H146ZM180 144V143H179ZM197 144V143H196ZM200 144H201V142H200ZM203 144V143H202ZM212 144V143H211ZM218 144V143H217ZM216 143L215 144H213L212 146H214V145H217ZM224 144V143H223ZM223 144H222V146H223ZM227 144H228V142H227ZM231 144L233 145V143L231 142ZM239 144H241V143H239ZM258 144V145H259ZM40 145H42V144H40ZM40 145H39V150L41 149L40 148ZM70 145V144H69ZM191 145H193V144H191ZM198 145V144H197ZM208 145V144H207ZM264 145V144H263ZM47 146H49V145H47ZM53 146V149H55L54 147L55 146H57V145H52ZM67 146V145H66ZM84 146V145H83ZM110 146V145H109ZM179 146V145H178ZM219 146V145H218ZM255 146H257V145H255ZM262 146V145H261ZM261 146H260V148H261ZM28 147V146H27ZM30 147V146H29ZM28 147V148H29ZM63 147V146H62ZM128 147V146H127ZM131 147H133V146H131ZM139 148H140V145L138 146ZM156 147V146H155ZM160 148H161V146H159ZM180 147V146H179ZM183 147V146H182ZM185 147V146H184ZM211 147V146H210ZM249 147V146H248ZM5 148V147H4ZM51 148V147H50ZM57 148V147H56ZM65 148V147H64ZM145 148V147H144ZM214 148V147H213ZM251 148V147H250ZM255 148V147H254ZM259 148V147H258ZM257 147H256V149L255 150H257L258 149ZM260 148L258 149L259 150V152H260ZM263 148V147H262ZM261 148V149H262ZM2 149V148H1ZM36 149V148H35ZM43 149V148H42ZM60 149H62V148H60ZM84 149V148H83ZM115 149V148H114ZM148 149V148H147ZM203 149V148H202ZM72 150V149H71ZM208 150V149H207ZM211 150V149H210ZM218 151H216V152H219V150H220V148L219 149H217ZM257 150V151H258ZM42 151V150H41ZM40 151V152H41ZM50 151V150H49ZM148 151V150H147ZM197 151V150H196ZM212 151V150H211ZM210 151V154H212V152ZM223 151V150H222ZM229 151V150H228ZM57 152V151H56ZM85 152V151H84ZM117 152V151H116ZM151 152V151H150ZM166 152V151H165ZM174 152V151H173ZM208 152H209V150H208ZM224 152H225V150H224ZM262 153L264 152V150L262 149V151H261ZM30 153V152H29ZM42 153V152H41ZM44 153V152H43ZM42 153V154H43ZM124 153V152H123ZM244 153V152H243ZM63 154V153H62ZM120 154V153H119ZM125 154V153H124ZM127 154V153H126ZM130 154V153H129ZM206 154H208V153H206ZM205 154V155H206ZM223 154V153H222ZM221 154V155H222ZM250 154H251V152H250ZM259 154V153H258ZM264 154V153H263ZM27 155V154H26ZM116 155V154H115ZM114 155V156H115ZM122 155V154H121ZM131 155V154H130ZM133 155V154H132ZM139 155V154H138ZM147 155V154H146ZM201 155H203L204 156V154L203 153H201ZM200 155V156H201ZM226 155V154H225ZM234 155V154H233ZM254 155V154H253ZM260 155H262V154H260ZM38 156V155H37ZM160 156V155H159ZM224 156V155H223ZM123 157V156H122ZM125 157V156H124ZM133 157H134V155H133ZM211 158H212V156H210ZM215 157V156H214ZM213 157V158H214ZM238 157V156H237ZM255 157V156H254ZM262 157V156H261ZM68 158H70V157H68ZM209 158V157H208ZM243 158V157H242ZM53 159V158H52ZM51 159V160H52ZM80 159V158H79ZM130 159H132V158H130ZM141 159V158H140ZM186 159V158H185ZM195 159H196V157H195ZM200 159V158H199ZM218 159H219V157H218ZM221 160L223 159V158H220ZM226 159V158H225ZM254 159V158H253ZM258 159V158H257ZM13 160H14V158H13ZM23 160V159H22ZM29 160V159H28ZM27 160V161H28ZM117 160V159H116ZM116 160H115V162H116ZM153 160V159H152ZM202 160V159H201ZM200 160V161H201ZM220 160V161H221ZM16 160H14L13 162H15ZM24 161V160H23ZM114 161V160H113ZM200 161H199V165H200ZM203 161V160H202ZM224 161V160H223ZM252 161V160H251ZM250 161V162H251ZM254 161H256V159L254 160ZM17 162V161H16ZM119 162V161H118ZM133 162V161H132ZM134 162H135V160H134ZM142 162V161H141ZM204 162V161H203ZM203 162H201L202 164H203ZM211 162V161H210ZM214 162V161H213ZM216 162V161H215ZM218 162V161H217ZM228 162H230L229 160H228ZM8 163V162H7ZM22 163V162H21ZM27 163V162H26ZM56 163V162H55ZM66 163V162H65ZM252 163V162H251ZM254 163V162H253ZM259 163V162H258ZM261 163H263V161L261 162ZM36 161L35 160H33V159H31V160H29V162H28V170L31 172V173H33V172H35V169H36ZM119 164V163H118ZM135 163H133V165H134ZM206 164V163H205ZM214 164V163H213ZM216 164V163H215ZM256 164H257V162H256ZM22 164H20L19 162H17V163H15L14 165H11L12 166V168L11 169H15V171L13 172V173H10L11 172V170H10V174H8V178L6 179V180H4V181H0V199L1 198H3V196H5V194H7V193H12L11 191H13V193L15 194L16 193V196H17V194H19V195H22L23 196V201L22 200H20L21 201V204H20V202H17V204H15V206L13 205H11L13 208L11 209V210H9V212H8V208L6 209L7 210V212L6 213H4V212H1V209H0V235L1 236H3L4 235V232H3V230H2V228H1V225H3V223L4 222H9V223H18V221L20 220V216H21V214H22V212H23V210L26 208V206L24 205V203L26 202V203H28V205H29V203H30V205H31V203H32V201L34 200V197H35V194L33 193V188H34V183L31 181V180H23L21 183H20V185L16 188V187H14V185H12V182H13V180L14 179H16L15 177L17 176V175H19V172L21 171V169L23 168L22 166L24 165H22ZM117 165V164H116ZM125 165V164H124ZM130 165V164H129ZM138 165V164H137ZM141 165V164H140ZM223 165V164H222ZM250 165V164H249ZM258 165V164H257ZM256 165V166H257ZM1 166V165H0ZM26 166V165H25ZM115 166V165H114ZM118 166V165H117ZM123 166V165H122ZM128 166V165H127ZM135 166V165H134ZM190 166V165H189ZM204 166V165H203ZM216 166V165H215ZM225 166V165H224ZM253 166V165H252ZM251 166V167H252ZM59 167V166H58ZM129 167V166H128ZM131 167H133V166H131ZM130 167V168H131ZM191 167H193V168H191V169H196V167H198V160L195 162V160H194V162H193V164H191ZM199 167H201V166H199ZM213 167V166H212ZM211 167V168H212ZM261 167V166H260ZM259 167V168H260ZM6 168V167H5ZM4 168V169H5ZM121 168V167H120ZM134 168H136V167H134ZM206 168V167H205ZM222 168V167H221ZM226 169H227V167H225ZM8 169V168H7ZM6 169V170H7ZM116 169V168H115ZM122 169V168H121ZM120 169V171L118 172L119 173V175H122V174H124V170H126V169H124L123 168V170H121ZM213 169V168H212ZM25 170H26V168H25ZM45 170V169H44ZM119 170V169H118ZM143 170H144V168H143ZM187 170V169H186ZM216 170H218V169H216ZM220 170V169H219ZM250 170V169H249ZM13 171V170H12ZM64 171V170H63ZM113 171V170H112ZM115 171H117V170H115ZM127 171V170H126ZM125 171V172H126ZM129 172H126V173H130V171L131 170H128ZM136 171H137V169H136ZM221 171V170H220ZM227 171V170H226ZM251 172V171H250ZM253 172V171H252ZM261 172H262V170H261ZM30 173V174H31ZM116 173V172H115ZM121 173V174H120ZM135 173V172H134ZM238 173V172H237ZM259 173V172H258ZM255 174V173H254ZM262 174H263V172H262ZM15 175V176H14ZM75 175V174H74ZM111 175V174H110ZM125 175V174H124ZM137 175V174H136ZM21 176V175H20ZM128 176H130L129 174H128ZM118 177V176H117ZM254 177V176H253ZM75 178V177H74ZM111 178V177H110ZM194 178V177H193ZM202 178V177H201ZM117 179V178H116ZM136 179H137V177H136ZM195 179V178H194ZM254 179V178H253ZM1 180V179H0ZM130 180V179H129ZM203 180V179H202ZM117 181V180H116ZM121 181V180H120ZM131 181V180H130ZM168 181V180H167ZM42 182V181H41ZM135 182V181H134ZM74 183V182H73ZM86 183V182H85ZM132 183H133V181H132ZM185 183V182H184ZM128 184V183H127ZM203 184V183H202ZM71 185H72V182H71ZM85 185V184H84ZM90 185V184H89ZM133 186L132 187H134V184H132ZM198 186H199V184H197ZM229 185V184H228ZM100 186V185H99ZM117 186V185H116ZM226 186V185H225ZM84 187V186H83ZM222 187V186H221ZM255 187V186H254ZM87 188V187H86ZM129 188H130V185H129ZM118 189V188H117ZM130 190V189H129ZM133 190V189H132ZM83 191V190H82ZM216 191H217V188H216ZM225 191V190H224ZM215 191H213V193H214ZM82 193V192H81ZM231 193V192H230ZM75 194V193H74ZM132 194V193H131ZM216 194V193H215ZM214 194V195H215ZM11 195V194H10ZM105 195V194H104ZM222 195V194H221ZM48 196H49V194H48ZM238 196V195H237ZM261 196V195H260ZM38 197V196H37ZM53 197V196H52ZM113 197V196H112ZM216 197V196H215ZM17 198H19V196H17ZM214 198V197H213ZM217 198V197H216ZM14 199V198H13ZM45 199V198H44ZM16 199H14V201H15ZM106 200V199H105ZM94 201V200H93ZM215 201V200H214ZM13 201L11 200V203H12ZM11 203H9V205L11 204ZM100 203H101V201H100ZM243 203V202H242ZM95 204V203H94ZM97 204V203H96ZM95 204V205H96ZM256 204H257V202H256ZM3 205V204H2ZM8 205V206H9ZM30 205H29V207H30ZM91 205V204H90ZM93 205V204H92ZM72 206V205H71ZM166 206V205H165ZM2 207V206H1ZM0 207V208H1ZM4 207V206H3ZM10 207V206H9ZM42 207V206H41ZM179 208H180V203L178 202V203H176L175 204V202H174V205L172 206V210H171V214H170V216H172V217H170L171 219V221L173 220V222H174V220H175V218L178 216V213H179ZM130 209V208H129ZM159 209V208H158ZM157 210V209H156ZM154 211V210H153ZM213 212V211H212ZM116 213V212H115ZM146 213V212H145ZM210 213V212H209ZM26 214V213H25ZM77 214V213H76ZM85 214V213H84ZM153 214V213H152ZM23 215V214H22ZM61 215V214H60ZM68 215V214H67ZM137 215V214H136ZM29 216H31V218L32 219H34L35 218V213L33 212L31 215H29ZM58 216V215H57ZM62 216V215H61ZM71 216V215H70ZM80 216H82V215H80ZM154 216H155V214H154ZM250 216V215H249ZM55 217V216H54ZM72 217V216H71ZM132 217V216H131ZM73 218V217H72ZM204 218V217H203ZM206 218V217H205ZM200 220L199 221H202V218L200 217L199 218ZM229 219V218H228ZM246 220V219H245ZM22 221V220H21ZM32 221V220H31ZM199 221H197L196 222V225L194 226V227H192V228H189L188 229V227H185L183 230H185V231H190V232H194V233H196V232H198V227H199V225L201 224V222H200V224H199ZM237 221V220H236ZM208 222V221H207ZM20 223V222H19ZM32 223V222H31ZM229 223V222H228ZM5 224V223H4ZM30 224V223H29ZM204 224V223H203ZM245 225V224H244ZM60 226V225H59ZM92 226V225H91ZM198 226V227H197ZM224 226V225H223ZM23 227V226H22ZM62 228V227H61ZM243 228V227H242ZM34 229V228H33ZM235 229V228H234ZM59 230H61V229H59ZM182 230V231H183ZM197 230V231H196ZM196 231V232H195ZM243 232V231H242ZM43 233V232H42ZM222 233V232H221ZM187 234V233H186ZM73 235V234H72ZM85 235V234H84ZM223 235V234H222ZM230 235V234H229ZM87 236V235H86ZM232 236V235H231ZM73 237V236H72ZM244 237V236H243ZM67 238V237H66ZM140 238V237H139ZM36 239V238H35ZM141 239V238H140ZM194 240V239H193ZM263 240V239H262ZM69 241V240H68ZM197 241V240H196ZM249 242H250V240H248ZM182 242V241H181ZM144 243V242H143ZM248 244V243H247ZM230 245V244H229ZM232 245V244H231ZM227 246V245H226ZM188 247V246H187ZM232 247V246H231ZM186 248V247H185ZM235 250V249H234ZM221 254V253H220ZM248 254V253H247ZM220 259V258H219ZM224 260V259H223ZM236 260V259H235ZM228 261V260H227ZM257 264V263H256Z\"/></svg>", "mask_w": 264, "mask_h": 264}]
</instances>
